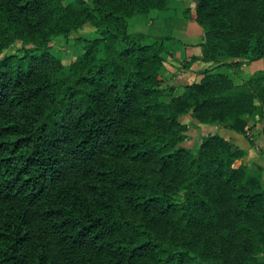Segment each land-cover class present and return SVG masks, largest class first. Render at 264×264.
I'll return each mask as SVG.
<instances>
[{"label": "trees", "instance_id": "trees-1", "mask_svg": "<svg viewBox=\"0 0 264 264\" xmlns=\"http://www.w3.org/2000/svg\"><path fill=\"white\" fill-rule=\"evenodd\" d=\"M168 4L0 0V264H264L261 175L217 133L186 147L181 122H264V71L213 72L264 57V0H197L202 55L184 68L215 67L178 96L165 39L129 32ZM71 34L65 66L52 43Z\"/></svg>", "mask_w": 264, "mask_h": 264}, {"label": "crops", "instance_id": "crops-1", "mask_svg": "<svg viewBox=\"0 0 264 264\" xmlns=\"http://www.w3.org/2000/svg\"><path fill=\"white\" fill-rule=\"evenodd\" d=\"M196 3L197 0H169L167 9L160 12L154 20L140 19L134 22L137 27L135 31H132L133 33H143L165 39L164 63L160 72L161 87H173L175 96L182 94L185 87L196 80L198 72L215 67L210 63L196 61L189 68H184V63L190 58H199L202 55L201 44L204 34L195 22ZM184 10L188 11L187 17L184 15ZM225 69L229 70L231 74L234 73L233 69L227 67L217 68L213 72L227 75L238 85L245 80L235 81L224 72ZM239 71H248L249 76L264 71V57L248 65H243ZM182 118L188 119L191 125L188 132L192 134L193 144L200 141L201 137L216 132L245 152V155L236 163L246 165L252 172L256 171L261 175V180L264 183V136L262 133L264 122L258 117L254 119L246 117V135L238 134L222 125H200L196 123L191 114Z\"/></svg>", "mask_w": 264, "mask_h": 264}, {"label": "rangeland", "instance_id": "rangeland-1", "mask_svg": "<svg viewBox=\"0 0 264 264\" xmlns=\"http://www.w3.org/2000/svg\"><path fill=\"white\" fill-rule=\"evenodd\" d=\"M161 12H163V11H161ZM140 19H144L146 21H150L149 19H146L144 17H136L135 19L130 20L129 21V32L130 33H133L132 31H135V28L137 27V25L134 23L135 20H140ZM93 33H94V29L90 28L89 26H84L78 32L79 35L87 37V38L90 37ZM75 38H76V35L75 34H71V37H69V39H67V40H62L61 38H56L55 41L52 43V53L57 58H59L61 60L62 64L65 65V66H68L70 63H72L73 61H75L79 57L78 55L80 54V51L78 49V46L75 44V41H74ZM17 47H18V45H14L13 47H11L9 52H15ZM230 69H232V68H230ZM233 71H234L233 74H231V72L229 70H227V69H225L224 72L226 74H228L230 77H232L235 81H237L238 79H245L244 81H246L252 76V75L251 76L248 75V71L240 72L239 69L238 70L233 69ZM232 82H233V80H232ZM236 85H238V84H236ZM187 116H189V114H187ZM181 122L183 124L187 125L189 127V129H190L191 125H190L188 119L182 118ZM215 133L216 132H214V134ZM186 135H187V137H186V140L184 142V145L191 147L193 145V143H192L193 142L192 134L187 132ZM237 164H239V163H237ZM254 174H257V172L254 171Z\"/></svg>", "mask_w": 264, "mask_h": 264}]
</instances>
